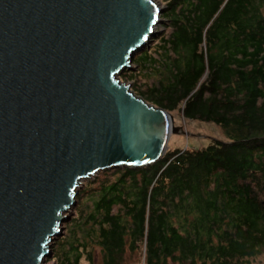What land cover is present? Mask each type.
Instances as JSON below:
<instances>
[{"label":"trees","instance_id":"trees-1","mask_svg":"<svg viewBox=\"0 0 264 264\" xmlns=\"http://www.w3.org/2000/svg\"><path fill=\"white\" fill-rule=\"evenodd\" d=\"M156 1L163 31L118 79L151 72L135 96L225 139L87 181L55 264H251L264 253V0Z\"/></svg>","mask_w":264,"mask_h":264},{"label":"water","instance_id":"water-1","mask_svg":"<svg viewBox=\"0 0 264 264\" xmlns=\"http://www.w3.org/2000/svg\"><path fill=\"white\" fill-rule=\"evenodd\" d=\"M154 0H0V264H41L99 172L164 155L171 115L122 84Z\"/></svg>","mask_w":264,"mask_h":264},{"label":"rangeland","instance_id":"rangeland-1","mask_svg":"<svg viewBox=\"0 0 264 264\" xmlns=\"http://www.w3.org/2000/svg\"><path fill=\"white\" fill-rule=\"evenodd\" d=\"M156 3H159V6L161 9L164 8V5L160 3L159 1L154 0ZM163 20L161 24L157 25L155 28V33L153 37L163 31ZM151 38V40L153 39ZM149 43L144 46V48H148ZM142 48V49H144ZM137 55V52L133 55V57ZM131 69H136L134 65H131ZM126 72H121L128 74L130 70H125ZM120 78V77H119ZM154 75L152 73H147L144 74L143 77H141L140 81L133 82L131 79L128 81L125 80L122 76L121 79L119 80L122 84L125 85H130V90L137 91V87L143 86V83H151L154 79ZM127 79V78H126ZM143 90V88H140ZM137 96V95H136ZM150 104V103H149ZM151 105V104H150ZM153 106V105H152ZM156 107V106H154ZM158 108V107H156ZM169 114L172 117L173 120V127H174V132L170 135L166 147V151H173V150H183V149H188V150H198L207 147L212 140H224V135L221 131V129L214 124L211 123H200V122H194V121H187L183 119L181 112L178 110H174L172 112H169ZM112 170V169H111ZM110 171V170H106ZM105 172V171H103ZM99 172L93 177H90L89 179L83 181L80 186L78 187L77 194L81 190L84 184L87 183V181H94L97 176L100 175ZM75 206V204H74ZM74 206L69 210V212L66 214L68 217V221L73 217L74 212L73 208ZM68 221H65L60 225V236L63 235L65 231V224L68 223ZM57 236L55 237L50 245H49V251L51 252L52 247L54 246L53 244L56 242V240L60 237ZM84 264V262H81ZM41 264H55V262L51 259V254L48 258H46ZM251 264H264V253L257 258L251 260Z\"/></svg>","mask_w":264,"mask_h":264}]
</instances>
